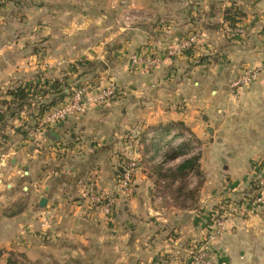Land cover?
<instances>
[{
  "label": "crops",
  "instance_id": "0c3cea01",
  "mask_svg": "<svg viewBox=\"0 0 264 264\" xmlns=\"http://www.w3.org/2000/svg\"><path fill=\"white\" fill-rule=\"evenodd\" d=\"M114 2L0 0V99L15 80L28 91L21 107L4 103L0 124V264L10 256L18 264H186L200 242L213 264H264V206L231 219L214 241L199 217L245 190L250 167L264 163V0H134L143 20L122 31L106 17ZM234 12L243 35L225 30ZM191 31L189 52L149 69L130 63L133 53H159ZM73 67L80 79L114 81L117 93L41 129L39 108L62 87L50 84L74 76ZM248 68L253 79L232 87ZM176 121L204 145L191 208L157 192L132 137ZM122 159L136 165L129 191L113 186ZM92 182L113 195L110 214L87 206ZM19 203L22 211L8 216Z\"/></svg>",
  "mask_w": 264,
  "mask_h": 264
},
{
  "label": "built area",
  "instance_id": "2783aa9c",
  "mask_svg": "<svg viewBox=\"0 0 264 264\" xmlns=\"http://www.w3.org/2000/svg\"><path fill=\"white\" fill-rule=\"evenodd\" d=\"M131 4L134 5L133 2ZM133 18L139 19L140 15L135 14ZM225 30L229 35L244 34L243 28L238 25L228 24ZM196 42L197 34L196 32L191 31L178 38L174 45L164 48V50L159 53H154L152 55L137 52L133 53L130 56V63L135 67L141 66L146 69L156 67L160 65L165 58L179 56L189 52L195 47ZM255 74L256 69H245L231 82L232 87L248 84L253 79ZM117 90L118 85L112 80H109L104 84L100 82H86L81 85H77L76 87L68 88L64 91L62 99L41 117L39 121L40 128L44 129L50 125H54L67 117L81 116L85 114L89 108L108 102L115 96ZM135 166V161L130 160L121 167L122 171L119 173L117 179V189L121 191H129L131 189L133 183L132 169ZM257 186L264 190V178L260 177L258 179ZM84 198L88 207H100L105 214L108 215L111 213L114 202L113 195L105 189H99L96 187L94 182L88 185L84 193ZM260 206H264L263 192L257 193L251 203V206H248L246 209L243 207L242 211L249 212ZM227 225V220L222 219V217L217 216L213 218L212 222L208 225L206 241H214L218 239L224 234V232L227 231ZM190 261V264H213V257L208 247H201L191 255Z\"/></svg>",
  "mask_w": 264,
  "mask_h": 264
},
{
  "label": "rangeland",
  "instance_id": "374dc122",
  "mask_svg": "<svg viewBox=\"0 0 264 264\" xmlns=\"http://www.w3.org/2000/svg\"><path fill=\"white\" fill-rule=\"evenodd\" d=\"M134 2V0H115L114 3L111 4V11L113 12V14H109L106 17H108V21L111 22V28H116L117 30H126L129 29L131 27H134L136 25L139 24L140 21L143 20V18H139V19H134L133 16L135 14H141L140 10L138 9L137 4L133 3L134 5H132L131 3ZM128 17V18H127ZM107 21V20H106ZM128 24V25H127ZM95 25V24H94ZM99 26V25H98ZM91 27V26H90ZM121 30V31H122ZM102 31V30H100ZM119 46V45H118ZM73 75L72 74H68L67 75V80H65V85L64 88L65 90L68 88H72V87H76L77 85H81L83 83L86 82H94V83H99L97 82L96 79H91V78H83L80 79V77L78 76L77 71L78 69L73 67ZM81 76V75H80ZM20 80H15L10 82L9 84H6V86L4 87V94L9 96V91H14L17 88H25L22 85V81ZM64 90V91H65ZM63 91V92H64ZM63 97V96H62ZM11 98V97H10ZM0 99L1 101H5V102H11V99ZM113 98V97H112ZM111 98V99H112ZM26 101V100H25ZM3 106L4 104L1 105L0 103V111L1 113L3 112ZM15 108V106L13 107ZM182 109L185 108L184 105H182L181 107ZM4 117V116H3ZM0 119V124L2 121H4V118ZM143 127V128H142ZM164 127L163 125H149V126H141V128L139 129V132L134 133V135L132 136L133 139H138L140 144L142 145L140 150H142V153L145 154V159L147 160L148 163V168L150 167V165H153V163H162L161 165L164 168H174L177 164L176 160H180L183 157H188L189 155H192L193 153H199L200 156L203 154L204 152V145L202 142L198 141L193 134L189 133V134H181V133H177L176 130L172 129V130H163ZM3 136L5 137L6 134L5 133H0V140H2ZM159 143L158 149L157 151H153L150 148V146L152 145V143ZM178 149H182L184 150V152H186L184 155H180L178 157H168V153H172L173 151H176ZM186 149V150H185ZM155 155L156 159H153V163L151 162L152 158L150 156ZM154 157V158H155ZM130 159H122L117 168H116V177L113 183L114 189L118 190L117 188V179H118V175H119V171L118 168L122 167L123 165L126 164V162H129ZM199 165H201V162L199 161ZM264 163H260L258 165H252L250 167V170L253 171V177L252 180L249 184V186L245 189L242 190L241 192L239 191L238 195L235 196L234 198L231 199H226L223 202H221L219 204V206H216L215 208H211L210 210H203L200 211V215L199 217H201V225L203 224V226L205 225L208 229V225L212 222L213 218L219 216L222 217V219L227 220V223H229V221L231 219H233L234 217H238V218H245V216L249 215L251 211L246 212V211H242V208L245 207V209L248 206H251V203L255 197V195L259 192H263L264 194V190L260 189L257 186V181L260 177L264 178ZM149 170L151 171V169L149 168ZM202 171V170H201ZM204 173H202V182L204 181ZM192 182L197 180L195 178V176H191ZM155 188V185H154ZM200 190V188H199ZM199 200V193L196 199L195 204L198 202ZM233 204V205H232ZM232 205V206H230ZM195 206V205H194ZM193 206V207H194ZM262 207V206H260ZM259 208V207H258ZM255 209V208H254ZM253 209V210H254ZM199 219V218H198ZM205 234V232H204ZM205 240H206V235H205ZM197 245H195L194 247L191 248V252H189V256H188V261L186 262V264H190L191 263V255L199 248L201 247H207L204 246V243H196ZM173 256L171 257V260H174L176 258V254H172Z\"/></svg>",
  "mask_w": 264,
  "mask_h": 264
},
{
  "label": "trees",
  "instance_id": "16d2710c",
  "mask_svg": "<svg viewBox=\"0 0 264 264\" xmlns=\"http://www.w3.org/2000/svg\"><path fill=\"white\" fill-rule=\"evenodd\" d=\"M239 13H231L228 15V20H230V25L236 24V17ZM235 18V19H234ZM65 80H54L50 84L51 88H58L62 86L57 92L56 97L49 104L41 105L38 111V118H41L45 112H47L52 106H54L59 100L62 99L64 95V85ZM9 95L11 96V100L14 103H17V107H21L23 105L24 100H26L28 96V91L25 88H17L14 91H9ZM2 104L6 103L5 101H1ZM3 117V114L0 111V119ZM165 130H176L177 133H184L188 131L184 124L181 121L170 122L166 125H163ZM159 143H152L150 148L153 151H157ZM186 150V149H185ZM186 152L182 149H178L173 151L172 153H168V157H178L180 155H184ZM152 160L155 155L150 156ZM200 154L195 153L186 157L182 162H180L174 168H164L162 163H153L150 165L151 175L154 177V185L159 194L163 197L170 200V203L178 208H191L195 205L199 188L202 185V171L199 165ZM119 173L122 171L121 167L118 168ZM191 176H195L197 179L194 184H191L189 180ZM24 208L23 203H19L16 205L13 211L8 213V216L15 215L22 211ZM7 264H18L17 260L13 259L11 256L7 260Z\"/></svg>",
  "mask_w": 264,
  "mask_h": 264
},
{
  "label": "water",
  "instance_id": "95a60500",
  "mask_svg": "<svg viewBox=\"0 0 264 264\" xmlns=\"http://www.w3.org/2000/svg\"><path fill=\"white\" fill-rule=\"evenodd\" d=\"M45 198L44 197H41V199L39 200V204L40 205H44L45 204Z\"/></svg>",
  "mask_w": 264,
  "mask_h": 264
}]
</instances>
